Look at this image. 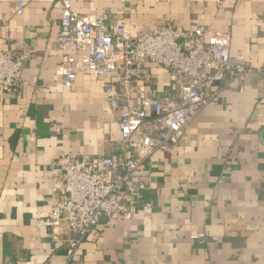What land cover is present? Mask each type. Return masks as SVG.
Listing matches in <instances>:
<instances>
[{"label":"crops","instance_id":"crops-1","mask_svg":"<svg viewBox=\"0 0 264 264\" xmlns=\"http://www.w3.org/2000/svg\"><path fill=\"white\" fill-rule=\"evenodd\" d=\"M19 1L26 5L17 15ZM71 4L79 13L127 23L137 34L165 14L185 31L215 27L229 34L233 56L264 68V0ZM60 12L59 0H0V52H31L22 70L23 92H0V264L65 263V231L52 233L36 223L49 213L55 155L125 154L102 98L106 79L85 73L70 87L62 85L61 53L53 48ZM145 66L147 91L176 100L164 71ZM210 89L219 90L217 98L191 121L183 139L169 153L153 154L147 186L133 204L137 215L102 219L82 242L78 264H264L262 79L252 71Z\"/></svg>","mask_w":264,"mask_h":264},{"label":"built area","instance_id":"built-area-1","mask_svg":"<svg viewBox=\"0 0 264 264\" xmlns=\"http://www.w3.org/2000/svg\"><path fill=\"white\" fill-rule=\"evenodd\" d=\"M59 1L53 48L61 53L57 72L62 85L70 87L85 73L106 79L102 98L115 116L125 151L89 158L57 154L50 163L56 181L49 213L36 223L52 233L64 230V264H78L82 242L102 219L137 215L133 204L147 186L153 154L169 153L183 139L191 121L217 98L219 90L210 89L214 83L227 86L256 71L263 84L258 103L264 113V68H253L233 56L229 34L215 27L185 31L165 14L153 29L137 34L127 23L79 13L72 9L71 0ZM221 2L216 0L218 5ZM25 5L19 1L15 14H22ZM30 57L29 50L0 52V92L16 96L23 92L22 70ZM146 63L164 71L176 100L147 91ZM224 179L223 174L218 182Z\"/></svg>","mask_w":264,"mask_h":264}]
</instances>
